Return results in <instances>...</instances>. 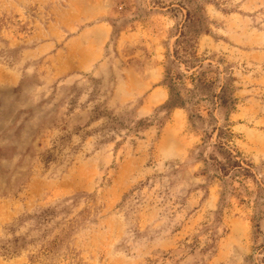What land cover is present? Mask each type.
Here are the masks:
<instances>
[{
	"label": "rangeland",
	"instance_id": "374dc122",
	"mask_svg": "<svg viewBox=\"0 0 264 264\" xmlns=\"http://www.w3.org/2000/svg\"><path fill=\"white\" fill-rule=\"evenodd\" d=\"M0 264H264V0H0Z\"/></svg>",
	"mask_w": 264,
	"mask_h": 264
},
{
	"label": "trees",
	"instance_id": "16d2710c",
	"mask_svg": "<svg viewBox=\"0 0 264 264\" xmlns=\"http://www.w3.org/2000/svg\"><path fill=\"white\" fill-rule=\"evenodd\" d=\"M185 28L186 26H182L179 30V36L176 41L177 45V51H175L176 57H178V60H184L187 69H197L196 72H194L191 76L190 79L194 81V89L199 93L200 95H205V97L209 98L211 100V103H215L225 106L227 105V100L223 97V94H215V93H210L211 87H212V82L206 79L204 72L199 71L202 68V64H198V58L196 56V52L194 51V46L190 44V42L185 39ZM180 52V56L179 55ZM184 80V76L180 74H173L170 76V81L172 86L178 87L180 83ZM173 94H170V104L171 106L178 107L183 105V101L180 100L179 98V92L176 91L175 89H172ZM192 93V92H191ZM194 94V93H193ZM216 101V102H215ZM217 104V105H218ZM218 137L219 141L221 142L224 137L231 135V132H224L223 129H218ZM223 143V142H222ZM221 145V144H220ZM222 153L224 155H227V161L224 165H222V170L226 173L229 171L230 168L234 167L237 162L232 158V154L226 149L223 148V144L221 146Z\"/></svg>",
	"mask_w": 264,
	"mask_h": 264
}]
</instances>
